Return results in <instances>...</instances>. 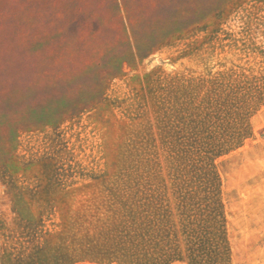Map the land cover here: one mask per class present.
Here are the masks:
<instances>
[{
  "label": "rangeland",
  "instance_id": "1",
  "mask_svg": "<svg viewBox=\"0 0 264 264\" xmlns=\"http://www.w3.org/2000/svg\"><path fill=\"white\" fill-rule=\"evenodd\" d=\"M51 12L0 74V264H264V0Z\"/></svg>",
  "mask_w": 264,
  "mask_h": 264
},
{
  "label": "crops",
  "instance_id": "2",
  "mask_svg": "<svg viewBox=\"0 0 264 264\" xmlns=\"http://www.w3.org/2000/svg\"><path fill=\"white\" fill-rule=\"evenodd\" d=\"M51 0H0V74L13 49L24 65L42 66L52 36ZM48 49V52H49Z\"/></svg>",
  "mask_w": 264,
  "mask_h": 264
}]
</instances>
